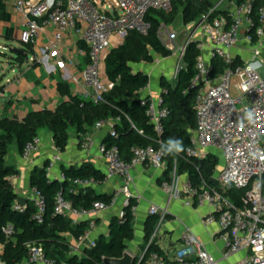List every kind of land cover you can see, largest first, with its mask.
Instances as JSON below:
<instances>
[{"label": "built area", "instance_id": "2783aa9c", "mask_svg": "<svg viewBox=\"0 0 264 264\" xmlns=\"http://www.w3.org/2000/svg\"><path fill=\"white\" fill-rule=\"evenodd\" d=\"M177 1L186 0H111L106 5L101 3V8L96 0H13L12 8L14 14L21 18L18 38L20 49L28 45L34 46L38 36L47 28L53 30V41L42 50V54L50 52L57 56L61 67L62 42L69 35L74 34L87 48L88 62L80 81L75 84L73 94L98 105L104 102V96L111 89L103 74L104 59L109 51L121 45L129 34L146 35L150 29V24L146 21L147 15L151 12L168 14ZM216 10L217 6L196 23L187 25V28L192 29L183 35L180 45L175 44L180 38L175 31L168 30L163 24L158 31L163 45L173 55H178L180 61L190 44H196L200 53L191 82L192 86L200 88L195 98V135L190 139L185 154L187 157L200 159L204 157L205 151L212 150L219 155L222 163L212 177L218 182L217 187L210 186L204 180L197 187L188 182L183 184V194L186 196L183 204L187 208H206L212 213L207 216L205 223L217 224L224 244L222 261L227 262L238 256L230 264H264V79L260 76V72L264 70V55L259 50L264 44V6L255 8V0H243L227 10V17L219 16L209 21V15ZM198 32L202 35L200 39L196 38ZM242 42L256 48L249 60L235 65L230 52ZM212 59L220 60L225 66L223 73L213 79L210 78ZM181 69L182 66L179 71ZM233 79L236 82L234 86L239 90L236 99L231 97ZM86 88L91 89V94L86 93ZM142 105L145 107L148 123L160 138L164 133L163 121L168 116L166 109L162 108L161 94L154 99L142 100ZM106 124L107 120H99L94 124V129H100ZM110 135L116 137L112 125ZM38 144V138L28 142L21 156L28 158L36 152ZM86 146H93V142L89 140ZM98 150L106 165L103 181L112 178L123 181L125 207L132 199L129 193L130 171L143 164L159 169L166 156L165 146L161 142L157 147L131 148L128 162L122 160L115 146L101 144ZM58 161L57 156L52 158L53 163ZM64 180L62 173L59 181ZM178 183L174 174L172 182L162 183L161 188L168 196L180 199ZM72 184L76 189L92 187L98 183L93 178H88L75 179ZM228 186L246 190L243 207H237L224 197V190ZM31 201L36 210L34 217L41 222L45 212L44 197L38 190L31 189ZM111 205L112 202H95L89 209H76L59 191L54 210L63 217L72 213L79 219H88L108 211ZM15 208L23 211L18 203ZM133 211L132 208V214ZM149 215L158 217L160 223L165 218V212L157 207H150ZM74 225L77 222L72 226ZM94 228V222L89 221L86 232L76 242L79 247L89 249L95 246V242L88 240ZM2 233L8 240L12 237L13 228L7 225ZM156 239L157 229L148 240L142 258L134 264L141 263L148 247L155 244ZM3 250L4 246L0 244V257ZM0 264L3 263L0 261ZM27 264L55 262L45 256L42 247L32 245L29 246ZM147 264L219 262L206 251L201 241L185 231L180 237V247L172 248L164 256L151 252L147 257Z\"/></svg>", "mask_w": 264, "mask_h": 264}, {"label": "trees", "instance_id": "16d2710c", "mask_svg": "<svg viewBox=\"0 0 264 264\" xmlns=\"http://www.w3.org/2000/svg\"><path fill=\"white\" fill-rule=\"evenodd\" d=\"M234 5L243 0H230ZM264 6V0H255V8ZM215 7V0H186L173 4L168 14L151 12L146 21L150 24L148 33L144 36L129 34L123 43L106 55L104 71L111 89L104 96V102L94 105L80 99L71 93L68 84L58 82L56 91L64 102L55 110H40L27 114L20 120H10L0 117V244L4 246L0 261L3 264H24L28 258L29 246L42 247L45 256L55 264H104L105 259H120L126 251L127 242L134 236L132 208L135 202L130 199L122 218H112L108 229L107 239L101 238L95 242L93 248H84L80 254L73 252L74 244L84 235L88 223L80 222L72 226L65 217L55 213L56 194L61 191L63 197L71 202L76 209H89L93 203L111 204L113 198L108 195H97L92 187L75 191L72 181L75 179L93 178L102 183L103 175L90 164H83L81 168L64 169L65 180H50L46 170L34 171L29 179L31 189L38 190L45 200V212L42 221L35 219V208L31 201L23 207V211L16 210L17 195L10 183L11 177L17 174L14 167L6 164L11 146H15L21 155L24 146L38 138L40 131L46 130L52 134L54 147L63 152L68 144L69 130L74 129L77 135H84L99 120H112L116 137L109 134L106 139L108 147L118 148L120 155L124 151L127 160L130 159V149L133 147H157L161 142L166 149L167 173L175 171L184 176L188 183L197 187L204 180L213 186L209 180L214 176L219 166L215 156L208 155L204 159L190 158L185 154L190 145V133L196 127L195 98L200 90L192 87L195 76V64L199 56L196 44H190L182 59V69L178 72L174 83L165 79L160 81L162 108L168 112L163 121L164 133L158 138L145 117V107L136 95L147 89L149 78L142 73H134L131 66L152 64L153 55L167 59L172 56L161 42L158 31L162 24L172 25L178 16L182 24L187 26L196 23ZM224 16L227 11H214L208 19ZM11 15L7 12L5 0H0V27L6 26L4 39L14 41L13 30L10 27ZM256 41V39H254ZM79 43H81L79 41ZM87 52V48L81 45ZM23 52L30 56L33 46L23 48ZM11 59L19 64L25 62L23 56H12ZM235 65L239 64L237 60ZM18 64V63H12ZM213 68L210 78H216L225 70L224 64L212 59ZM147 100V99H146ZM125 160V161H127ZM246 190L226 187L224 197L237 207H243ZM121 222V223H120ZM157 218L152 216L145 225L144 248L153 234ZM10 225L13 228L12 237L6 240L2 230ZM151 252L164 256L163 252L151 244L140 264Z\"/></svg>", "mask_w": 264, "mask_h": 264}, {"label": "crops", "instance_id": "0c3cea01", "mask_svg": "<svg viewBox=\"0 0 264 264\" xmlns=\"http://www.w3.org/2000/svg\"><path fill=\"white\" fill-rule=\"evenodd\" d=\"M226 0H221L215 6L218 11H227L229 8L220 9ZM13 0H5L7 12L11 15L10 27L13 30L14 41H6L4 39L6 26H1L0 30L3 34L1 39L6 42H18L21 18L14 14ZM177 20V19H176ZM181 20V17H180ZM176 22V21H175ZM174 22V23H175ZM165 25V26H174ZM182 23V20H181ZM164 25V24H163ZM183 25V24H182ZM187 28V26L183 25ZM174 31V30H172ZM53 41V30L45 29L36 39L33 46V53L29 56V62L9 66L7 71L9 76L3 84H0V117H6L10 120H20L31 112L40 110L55 111L63 102L57 91L58 82L68 84L73 94L75 84L80 81L82 72L84 71L88 58L87 52L82 49V43L78 38L71 34L62 42V51L60 59L63 61V67L58 63V57L50 52L42 54V50ZM256 46H249L241 43L237 48L233 49L230 54L238 61L243 63L252 57V52ZM264 55V44L259 48ZM81 51L82 53H78ZM172 54L167 59L153 55L152 64L134 65L139 69H132L134 73H142L148 76L149 85L147 89L139 92L136 98L139 100L154 99L160 95V81L165 79L169 82L172 74L174 63H172ZM75 61V63H69ZM206 61L208 59L206 58ZM131 68H133L131 66ZM104 78L107 81L104 67ZM150 80L152 84H150ZM171 83V82H170ZM152 85V86H151ZM86 93L91 94V89L86 88ZM83 99V97H79ZM115 122L107 120V124L100 129H94V126L84 135H77L74 129L69 130L68 144L63 152H58L53 143L52 134L46 130L40 131L38 135L39 144L36 152L24 159L16 150L15 146H11L6 164L16 169L17 174L10 179V183L17 197L31 201V188L29 179L31 174L36 170H46V174L50 180H58L64 169H79L83 164H90L95 170L100 172L103 177L106 172V165L101 159L98 147L106 144V139L110 134V126H114ZM195 135V129L190 133V139ZM93 142V146H86L88 141ZM208 155L215 156L218 161L219 155L215 151H205L204 157ZM57 156L58 162L53 163L52 158ZM127 154L121 153L122 160H127ZM129 159L126 161L128 162ZM219 168V166H218ZM217 168V170H218ZM217 172V171H216ZM176 172L167 173L166 162L159 169H154L148 164L134 167L130 171L131 183L129 193L135 202L133 207V239L126 244V251L130 253L136 261L142 258L144 253V232L145 225L151 215H149L150 207H157L160 211L165 212V218L160 223L157 218V239L155 245L163 252L168 253L176 245H180V237L185 231H189L195 238L201 241L206 251L216 259L219 264H230L238 259V256L232 257L229 261H222L224 244L220 239L217 224L207 225L205 219L212 214L208 209L187 208L183 202L186 198L183 194L182 186L187 180L184 176L178 175V190L181 198L176 199L174 196H168L161 188L162 183L172 182V178ZM123 181L119 178H112L109 181H103L92 186L93 191L97 195H108L113 198L112 205L108 211L98 216L88 219H79L72 213L66 215V220L73 225L74 222L93 221L95 228L92 230L89 241L96 242L101 238L107 239L108 229L112 218H119L125 211L126 197L122 194ZM86 188H76V192ZM32 202V201H31ZM76 226V225H74ZM73 226V227H74ZM83 247L74 244L73 252L80 254ZM27 264V261L24 263ZM147 264V258L145 259Z\"/></svg>", "mask_w": 264, "mask_h": 264}, {"label": "rangeland", "instance_id": "374dc122", "mask_svg": "<svg viewBox=\"0 0 264 264\" xmlns=\"http://www.w3.org/2000/svg\"><path fill=\"white\" fill-rule=\"evenodd\" d=\"M99 3V8H101V3L103 4H109L111 2V0H96ZM221 0H215V5L217 3H219ZM231 4L230 0H226L222 5H220V9L222 8H226L228 9L229 6ZM168 30L172 31L174 30L179 36V40L175 43L176 45H180L183 41V35L185 33H189V31L192 29L186 28L182 25L181 20H180V16L177 17L176 22L174 23V26H168L167 27ZM3 34V31L0 30V36ZM197 39L202 38L201 33H197L196 36ZM163 39V37L161 38ZM21 48V45L18 42H6L5 40L0 38V84H3L5 79L9 76V73L7 71L9 66L12 65H17V64H12V63H18L19 62H15L11 59V57L13 56L10 53V50L12 49H18ZM172 63H174L173 65V69H172V74L169 77V82L174 83L177 72L180 69V66H182V61H180L179 56L175 55L173 57ZM132 69H139L137 66H132ZM236 82L233 79V85L231 88V97L233 99H236L239 95V90L234 86ZM150 84H152V81L150 80ZM152 86V85H151ZM221 160H219V165H221ZM176 177H178V175L176 174ZM180 247V245H176L175 248Z\"/></svg>", "mask_w": 264, "mask_h": 264}, {"label": "water", "instance_id": "95a60500", "mask_svg": "<svg viewBox=\"0 0 264 264\" xmlns=\"http://www.w3.org/2000/svg\"><path fill=\"white\" fill-rule=\"evenodd\" d=\"M10 53L13 55V56H23L24 57V60H25V63H28L29 62V56L28 54L24 53L23 52V49H12L10 50ZM260 76L262 79H264V70H262L260 72ZM195 87L192 86L190 90H193ZM209 182L217 187L218 186V182L214 179H210ZM17 203L24 207L26 205V200L23 199V198H20L18 197L17 198ZM136 262L135 258L130 254L128 253L127 251H125L122 255V257L120 259H105L104 260V264H134Z\"/></svg>", "mask_w": 264, "mask_h": 264}]
</instances>
